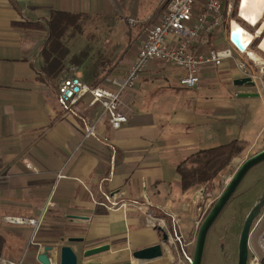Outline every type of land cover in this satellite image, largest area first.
I'll return each mask as SVG.
<instances>
[{
  "label": "crops",
  "instance_id": "1",
  "mask_svg": "<svg viewBox=\"0 0 264 264\" xmlns=\"http://www.w3.org/2000/svg\"><path fill=\"white\" fill-rule=\"evenodd\" d=\"M115 4L117 0H0V259L43 264L38 256L50 245L55 248L50 258L60 264L61 246L71 244L78 249L79 264H175L183 261L172 242L179 232L185 236L180 249L190 262L193 255L185 242L199 227L197 193L201 192V203L204 188L184 190L180 166L201 150L237 142L242 132L235 120H253L246 112L264 105L259 96L239 95L255 91L236 82L243 76L235 60L233 66L226 60L220 67L202 68L200 83L191 90L179 82L182 68L155 59L134 88L123 93L120 108L128 120L120 128L111 126L91 93L72 104V110L65 108L58 94L63 77L78 76L83 82L93 70L97 80L85 84L116 88L109 79L123 76L138 54L146 28L133 41L125 39L120 28L104 34L97 17L105 18L101 15ZM55 11L81 15L82 28L68 40L69 61L63 71L50 74L42 50ZM159 18L157 14L155 22ZM90 31L100 38L119 37L110 52L112 60L117 57L112 65L110 60L104 64L92 59L99 51L89 45ZM83 33H88L86 40H79L83 45L71 41ZM84 50L86 57L74 66L70 59ZM72 67L76 74H70ZM221 80L230 87L233 101L206 95ZM253 147L257 149L249 156L264 148L262 122L247 149ZM52 190L55 206L46 211L33 241L32 225L2 220L4 215L39 216ZM160 228L169 233L168 243L160 242ZM70 238L83 241L72 243ZM157 242L163 244L161 258L137 260L131 255ZM103 243L111 249L81 257L82 250Z\"/></svg>",
  "mask_w": 264,
  "mask_h": 264
},
{
  "label": "built area",
  "instance_id": "2",
  "mask_svg": "<svg viewBox=\"0 0 264 264\" xmlns=\"http://www.w3.org/2000/svg\"><path fill=\"white\" fill-rule=\"evenodd\" d=\"M160 4L164 7L163 12L157 23L147 29L136 58L126 68L123 76L109 79L117 87L110 88L105 85L91 87L84 81L82 82L78 76H65L60 81L58 90L59 102L65 108L72 110V104L84 94L91 93L92 102H100L103 105L111 126L115 129L120 128L128 120L127 115L120 108L123 93L134 88L147 67L155 59L182 68L184 72L179 76V82L181 86L191 90L200 83L202 68L220 67L226 60L233 59L241 75L253 82L254 91L258 93L259 98L264 100V60H257L251 55L254 52L253 47L261 50L258 47L260 44L256 42L261 37L256 32V26L243 18L244 22L255 28L254 38L250 43H246L244 49L240 48L233 40L234 30L231 28V16L234 0H160ZM139 22L133 18L128 19V23L131 25ZM243 27L246 28L244 25ZM225 40L227 44L222 45L221 42ZM88 132L95 135L92 128H88ZM58 176L62 175L58 174ZM53 197L54 190H52L46 206L35 218L4 215L2 220L11 224L32 225L33 241L35 232L40 228L46 211L49 207L55 206ZM105 198L110 202L108 194ZM132 202L139 205L138 200ZM113 205H116V201L111 202L108 206L113 207ZM159 221L163 223L164 220L160 218ZM174 237L176 241L184 243L181 233H175ZM50 260V264H59L57 260H52V258ZM258 261L257 257L253 261L250 258L248 264H260ZM0 264H22V261L2 258Z\"/></svg>",
  "mask_w": 264,
  "mask_h": 264
},
{
  "label": "rangeland",
  "instance_id": "3",
  "mask_svg": "<svg viewBox=\"0 0 264 264\" xmlns=\"http://www.w3.org/2000/svg\"><path fill=\"white\" fill-rule=\"evenodd\" d=\"M155 1L156 0H117V4L109 8L107 11H104V15H101L105 18L97 17L103 25V30L105 31L104 34L107 35V29H111L113 32H115V30L117 31V29L120 28L121 30H119V33L123 34L125 39H131L133 41L138 37L141 38V35L146 28V35L147 29L157 23L155 22L157 14L161 16L163 12L162 9H164L162 5H159L157 7ZM239 10V0H234V8L231 16L232 20H236L251 32H254L255 28L250 27L246 22L242 20L241 17H239ZM129 18L139 20L140 22L135 25H131L128 23ZM261 22L262 20L260 21V23ZM87 34L88 33H83L81 35H78L77 39H73L71 41H73L76 45H79V43L83 45L81 42H79V40L84 39ZM89 36H92L91 39H88L91 49H95L96 52L99 51V54L95 53L96 55L95 57L93 56L92 59L94 60V58H98V61H101L104 64L110 60V64L112 65V61L115 62L114 60H116L117 57L114 56V60H112V55L110 54V52L114 45H117V43L119 42V37H114L112 35L111 38L109 35V39L100 38V34L98 32L96 33V31H94L93 34H91L90 31ZM258 41L259 39L256 40L257 43ZM221 44H227L226 40L221 42ZM101 50L104 54H100ZM252 50L264 59V53L261 50L257 49L256 47H253ZM229 60L231 62V65L233 66L234 60ZM176 70L181 71L179 68H176L175 71ZM69 71L70 74L77 73V69L75 70V68L73 67L71 70L69 69ZM106 71L104 72L105 75H107L109 70L107 72ZM96 80V72L92 70L87 74V77L84 81L92 85ZM248 88L253 87L248 86ZM229 89L230 87L228 86V84L225 83V81L221 80L219 87L210 88V91H208L206 95L211 100L227 98V100L233 101L234 96L231 94ZM216 108L218 111H220L218 107ZM239 109L246 112L245 108L243 107H240ZM246 114H252L253 120H248L244 116H241L240 118L235 120L237 126H241L242 132V136H240V138L237 140V145L235 148V153L239 156L235 158L234 161L222 171L219 177L216 178V180L213 181L212 184H202L197 187L204 188L201 203L199 198L201 197V192L199 191L197 193V196L199 197L196 196L199 200L198 203L200 209V215L198 217L199 224H201V222L209 212V208L213 206L223 189L226 187L229 179L237 170L236 168L239 167V165L250 155V153L252 154L257 149V147H253L251 148V150H248L247 148L254 142V136L258 128L260 127L261 122L264 123V105L257 104L251 107L246 112ZM245 127L246 130L244 134L243 131ZM256 141H258V139ZM262 163H264V161L254 166L246 174L233 196L227 202L224 210H222V212L210 228L207 235L205 249L203 251L204 255L202 264H238L240 240L239 236L241 234L244 221L251 208L258 202L264 192V165H261ZM199 224L197 225L200 226ZM254 227L255 229L252 232V236L250 237L249 260L251 258L253 261V259L257 257L260 261V264H264V208L261 210L258 218H256V220L254 221ZM198 229L199 227L195 229V234L191 233V240L187 239V236L190 235H186V239L189 241V243L185 242V245H189L188 248L190 252H188L190 255H193L194 253ZM172 242L174 249H176V257L178 259H183L182 262L179 261L175 264H190L185 254L181 251L179 242L176 241L175 237H173Z\"/></svg>",
  "mask_w": 264,
  "mask_h": 264
},
{
  "label": "water",
  "instance_id": "4",
  "mask_svg": "<svg viewBox=\"0 0 264 264\" xmlns=\"http://www.w3.org/2000/svg\"><path fill=\"white\" fill-rule=\"evenodd\" d=\"M233 40L236 42V44L244 49L245 44L242 40L241 32L240 31H234L232 34ZM237 83L245 86H253V82L247 78L242 77L239 78ZM240 96H255L258 97V93H241ZM264 161V148L259 150L258 152L254 153L251 156H248L240 165L237 170L234 172L232 177L229 179L226 187L223 189L219 197L217 198L216 202L212 206V208L209 210L201 224H199L198 234L196 238V244L194 249L193 257L190 259V264H202L203 261V255H204V249L206 245L207 235L222 212L224 210V207L226 206L227 202L230 200V198L235 193L236 189L246 176V174L256 165ZM264 208V193L258 200V202L251 208L249 213L246 216V219L243 224V228L240 234V240H239V259L238 264H248L249 261V246H250V237L252 236V232L254 231V221L261 213V210ZM162 232V240L165 243H168L171 239L169 236V233L165 231L163 228H160ZM70 242H82L83 238H70ZM54 246H46L44 248V251L39 254L38 258L40 262L43 264H50V256L49 251H52ZM111 249L110 244H102L97 245L94 247L87 248L85 250H82V256L84 259L89 258L92 255L101 254L104 252H107ZM164 250H163V244L162 243H155L153 245H150L148 247H144L138 250H135L131 255L134 257V259L137 260H153L158 259L163 256ZM60 264H79L80 262V255L78 252V249H76L71 244H66L61 246L60 248ZM84 264H104L103 262H93V261H86ZM109 264H132V261H125V262H117V263H109Z\"/></svg>",
  "mask_w": 264,
  "mask_h": 264
},
{
  "label": "trees",
  "instance_id": "5",
  "mask_svg": "<svg viewBox=\"0 0 264 264\" xmlns=\"http://www.w3.org/2000/svg\"><path fill=\"white\" fill-rule=\"evenodd\" d=\"M80 19L79 14L55 11L48 22V37L42 52L46 62L45 69L50 74H59L69 61L68 40L81 31ZM86 53L87 51L84 50L74 55L70 62L74 66L81 64ZM235 141L201 150L190 157L186 165L180 166L182 188L188 190L202 184H212L237 155L235 153L237 142ZM211 208L212 206L209 210Z\"/></svg>",
  "mask_w": 264,
  "mask_h": 264
},
{
  "label": "bare ground",
  "instance_id": "6",
  "mask_svg": "<svg viewBox=\"0 0 264 264\" xmlns=\"http://www.w3.org/2000/svg\"><path fill=\"white\" fill-rule=\"evenodd\" d=\"M239 17L246 18L249 23L256 26L257 34H260L261 39L258 41L260 44L258 47L264 52V0H241L239 3ZM262 22L260 23V21ZM258 27V28H257ZM231 28L234 31H240L244 44L250 43L255 35V32H251L249 29L243 27L242 24L236 20H232ZM251 55L257 60H264L261 56L252 52Z\"/></svg>",
  "mask_w": 264,
  "mask_h": 264
},
{
  "label": "flooded vegetation",
  "instance_id": "7",
  "mask_svg": "<svg viewBox=\"0 0 264 264\" xmlns=\"http://www.w3.org/2000/svg\"><path fill=\"white\" fill-rule=\"evenodd\" d=\"M263 193H264V192H263ZM261 196H262V195H261ZM254 229H255V228H254ZM254 229H253V230H254ZM160 240H161L160 242H162V241H163V240H162V235H161V239H160Z\"/></svg>",
  "mask_w": 264,
  "mask_h": 264
}]
</instances>
